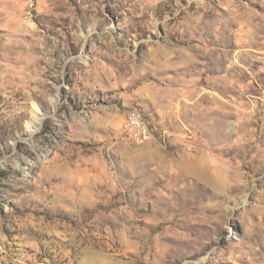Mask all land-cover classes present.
I'll list each match as a JSON object with an SVG mask.
<instances>
[{
    "label": "rangeland",
    "instance_id": "obj_1",
    "mask_svg": "<svg viewBox=\"0 0 264 264\" xmlns=\"http://www.w3.org/2000/svg\"><path fill=\"white\" fill-rule=\"evenodd\" d=\"M0 264H264V0H0Z\"/></svg>",
    "mask_w": 264,
    "mask_h": 264
},
{
    "label": "built area",
    "instance_id": "obj_2",
    "mask_svg": "<svg viewBox=\"0 0 264 264\" xmlns=\"http://www.w3.org/2000/svg\"><path fill=\"white\" fill-rule=\"evenodd\" d=\"M123 132L135 143L148 142L152 136L149 133L148 122L142 116L127 115L123 125Z\"/></svg>",
    "mask_w": 264,
    "mask_h": 264
},
{
    "label": "bare ground",
    "instance_id": "obj_3",
    "mask_svg": "<svg viewBox=\"0 0 264 264\" xmlns=\"http://www.w3.org/2000/svg\"><path fill=\"white\" fill-rule=\"evenodd\" d=\"M36 113H38V112H36L35 111V115H33V118H32V120H31V122H30V132L34 135L35 133H38L39 132V130H40V127H41V124H42V122H43V120H44V117L42 116H38ZM137 113V115L138 116H142V114L140 113V112H133V113H131L130 115H134V114H136ZM41 114V113H40ZM143 117V116H142ZM148 126H149V133H150V135L152 136V138H153V132H152V129H151V127H150V124L148 123ZM152 138H149V141L152 139ZM145 144V142H142L141 144ZM190 172L191 173H194L195 171H194V167H192L191 169H190ZM235 238V237H234Z\"/></svg>",
    "mask_w": 264,
    "mask_h": 264
}]
</instances>
